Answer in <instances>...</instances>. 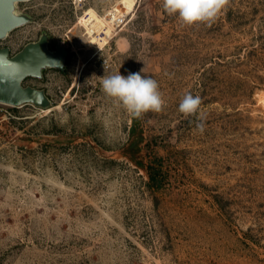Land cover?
I'll use <instances>...</instances> for the list:
<instances>
[{
	"label": "rangeland",
	"instance_id": "374dc122",
	"mask_svg": "<svg viewBox=\"0 0 264 264\" xmlns=\"http://www.w3.org/2000/svg\"><path fill=\"white\" fill-rule=\"evenodd\" d=\"M162 5L138 0L98 46L80 18L119 0L17 3L30 20L0 47L46 33L67 54L23 81L47 107L0 106V264H264V0H229L211 26ZM118 72L156 80L162 111L132 118L107 97ZM189 92L202 133L179 112Z\"/></svg>",
	"mask_w": 264,
	"mask_h": 264
},
{
	"label": "clouds",
	"instance_id": "9594fccd",
	"mask_svg": "<svg viewBox=\"0 0 264 264\" xmlns=\"http://www.w3.org/2000/svg\"><path fill=\"white\" fill-rule=\"evenodd\" d=\"M229 0H163V9L169 16H175L183 26L203 23L211 26L222 11L227 10ZM102 91L114 103L122 106L132 118L144 113L161 112L165 101L156 80L143 76L141 72L126 77L119 72L103 77ZM202 99L199 95L186 93L179 104L184 116L197 117L196 128L204 131L203 118L199 115Z\"/></svg>",
	"mask_w": 264,
	"mask_h": 264
},
{
	"label": "water",
	"instance_id": "95a60500",
	"mask_svg": "<svg viewBox=\"0 0 264 264\" xmlns=\"http://www.w3.org/2000/svg\"><path fill=\"white\" fill-rule=\"evenodd\" d=\"M25 0H0V40L11 30L26 23L30 17L17 11V3ZM67 49L58 44L48 47V35L28 42L19 51L10 53L8 46L0 47V103L6 105L33 104L47 107L50 100L43 89L24 85L27 77H41L47 67L63 68Z\"/></svg>",
	"mask_w": 264,
	"mask_h": 264
},
{
	"label": "bare ground",
	"instance_id": "6f19581e",
	"mask_svg": "<svg viewBox=\"0 0 264 264\" xmlns=\"http://www.w3.org/2000/svg\"><path fill=\"white\" fill-rule=\"evenodd\" d=\"M137 1L138 0H119V2L124 7V10L122 11L117 8V12L122 14L132 12ZM84 11L85 13L83 17L80 18L81 25L84 26V29L86 30V33L88 34L91 40L98 43V46H103L104 43H106V41L108 39H111L112 37V31L106 21V18L100 16L93 7H88ZM89 21L91 24L89 23Z\"/></svg>",
	"mask_w": 264,
	"mask_h": 264
},
{
	"label": "built area",
	"instance_id": "2783aa9c",
	"mask_svg": "<svg viewBox=\"0 0 264 264\" xmlns=\"http://www.w3.org/2000/svg\"><path fill=\"white\" fill-rule=\"evenodd\" d=\"M72 3L74 7L80 8L82 4L84 3V0H72ZM104 18H106V21L112 31V34L116 32L117 30L124 27L126 24L127 18L125 14L117 12V7H113L111 9H108L105 12ZM90 23V21H89ZM91 24V23H90ZM5 105L4 103H0V106Z\"/></svg>",
	"mask_w": 264,
	"mask_h": 264
},
{
	"label": "trees",
	"instance_id": "16d2710c",
	"mask_svg": "<svg viewBox=\"0 0 264 264\" xmlns=\"http://www.w3.org/2000/svg\"><path fill=\"white\" fill-rule=\"evenodd\" d=\"M158 168L160 167H150L149 165L147 166L148 170V175H149V184L154 188L158 189L161 186V181H160V175L158 173Z\"/></svg>",
	"mask_w": 264,
	"mask_h": 264
}]
</instances>
